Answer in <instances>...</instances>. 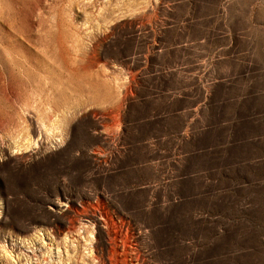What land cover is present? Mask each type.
I'll use <instances>...</instances> for the list:
<instances>
[{"label":"rangeland","instance_id":"374dc122","mask_svg":"<svg viewBox=\"0 0 264 264\" xmlns=\"http://www.w3.org/2000/svg\"><path fill=\"white\" fill-rule=\"evenodd\" d=\"M102 239L264 264V0H0V264Z\"/></svg>","mask_w":264,"mask_h":264},{"label":"bare ground","instance_id":"6f19581e","mask_svg":"<svg viewBox=\"0 0 264 264\" xmlns=\"http://www.w3.org/2000/svg\"><path fill=\"white\" fill-rule=\"evenodd\" d=\"M101 244L104 246L105 252H103L104 254H102V256L99 258L100 262L98 264H133L134 263V262L128 261L126 258L122 259V258H120V256H117L116 259L114 260L113 254L114 253L120 254L121 251H119V249L114 247L113 245L111 246L110 245L111 243L110 244L108 242L105 243L103 239H102ZM102 250H103V248H102Z\"/></svg>","mask_w":264,"mask_h":264}]
</instances>
